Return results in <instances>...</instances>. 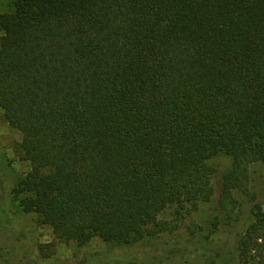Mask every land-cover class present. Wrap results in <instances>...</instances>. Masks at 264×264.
<instances>
[{
    "label": "trees",
    "instance_id": "1",
    "mask_svg": "<svg viewBox=\"0 0 264 264\" xmlns=\"http://www.w3.org/2000/svg\"><path fill=\"white\" fill-rule=\"evenodd\" d=\"M0 110L29 170L13 189L58 239L133 244L214 195L239 219L264 165V0H10ZM236 242L264 264V206ZM214 229L218 227L215 220Z\"/></svg>",
    "mask_w": 264,
    "mask_h": 264
},
{
    "label": "rangeland",
    "instance_id": "2",
    "mask_svg": "<svg viewBox=\"0 0 264 264\" xmlns=\"http://www.w3.org/2000/svg\"><path fill=\"white\" fill-rule=\"evenodd\" d=\"M10 0H0V13L10 10ZM1 36V33H0ZM19 133L10 127L0 110V264H242L236 242L251 223L254 203L264 206V165L249 171V197L234 194L239 203V219L227 225L218 207L221 179L231 159L220 154L211 159L216 168L214 195L196 211L177 213L172 209L160 216L170 231L148 236L133 244L92 239L87 245L65 242L35 214L24 213L13 189L29 170L17 152ZM218 219V227L214 222Z\"/></svg>",
    "mask_w": 264,
    "mask_h": 264
}]
</instances>
